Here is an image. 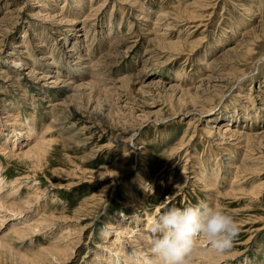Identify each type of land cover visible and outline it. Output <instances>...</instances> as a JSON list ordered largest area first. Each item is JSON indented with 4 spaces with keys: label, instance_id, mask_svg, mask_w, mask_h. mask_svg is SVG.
<instances>
[{
    "label": "rangeland",
    "instance_id": "obj_1",
    "mask_svg": "<svg viewBox=\"0 0 264 264\" xmlns=\"http://www.w3.org/2000/svg\"><path fill=\"white\" fill-rule=\"evenodd\" d=\"M180 39L188 41L177 45ZM0 41V173L8 206L0 212L7 216L0 236L22 251L62 242L68 250L56 264H96V252L115 254L105 245L121 221L133 230L138 219L148 222L145 211L154 218L166 207L210 203L239 224L228 260L214 264H264V134L242 143L219 134L228 123L243 132L264 130V0H0ZM15 53L28 61L25 68L10 63ZM42 71L60 82L37 78ZM8 73L22 83H11ZM65 79L86 84L72 92ZM155 82L167 90H155ZM186 87L192 89L182 95ZM12 109L20 122L31 121L35 140L25 129L18 133L27 122L17 127ZM216 116L221 121L209 132ZM41 140L48 146L41 163L11 156ZM238 163L251 165L249 173ZM199 173L217 174L211 191ZM98 189L105 195L100 208L85 219L72 216ZM12 190L17 194L5 196ZM27 217L49 219L36 234L10 238L14 223L29 225ZM74 229L82 233L79 244L60 240ZM201 237L200 245L211 248ZM115 246L126 253L128 244Z\"/></svg>",
    "mask_w": 264,
    "mask_h": 264
},
{
    "label": "bare ground",
    "instance_id": "obj_2",
    "mask_svg": "<svg viewBox=\"0 0 264 264\" xmlns=\"http://www.w3.org/2000/svg\"><path fill=\"white\" fill-rule=\"evenodd\" d=\"M44 1V0H43ZM94 5V4H93ZM92 9V8H91ZM13 13H16L17 15H16V18H18L19 17V14H20V12H13ZM45 18H50V17H53V16H51V15H45L44 16ZM59 18V17H58ZM13 18H11V20H12ZM53 19H55V18H53ZM18 20V19H17ZM16 20H13V22H15ZM15 23H17V21L15 22ZM201 23V22H200ZM81 28V27H80ZM80 30V29H79ZM10 31V30H9ZM8 31V32H9ZM86 31H87V29H86ZM193 32V31H192ZM91 33V32H90ZM127 34V33H126ZM81 35V34H80ZM162 36V35H161ZM160 36V37H161ZM87 37V36H86ZM160 39V38H159ZM186 40V39H185ZM185 40H176L175 41V43L177 44V45H179L181 42H183V41H185ZM66 41V40H65ZM188 41V40H187ZM187 41H185V42H187ZM1 42V41H0ZM0 45H1V43H0ZM65 45V44H64ZM182 45V44H181ZM18 46V45H17ZM40 46V45H39ZM88 51H89V49H87ZM74 53V52H73ZM90 53V52H89ZM103 53V52H102ZM76 54V53H75ZM79 54V53H78ZM175 54V53H174ZM84 55H85V53H84ZM153 55V54H152ZM151 55V56H152ZM68 56V55H67ZM87 56H88V54H87ZM152 57H154V55L152 56ZM55 58V57H54ZM75 58H76V55H75ZM78 58V57H77ZM90 58V57H89ZM82 59V58H81ZM80 59V60H81ZM99 59V58H98ZM97 59V60H98ZM50 60V59H49ZM101 60V59H100ZM9 61H10V63H12V64H14V66H17V65H19L20 67H26L29 63H28V61L27 60H25L24 58H22V57H16V53H15V55H12L11 56V58L9 59ZM38 60H36L35 62L36 63H38L37 62ZM71 61V60H70ZM34 62V63H35ZM52 62V61H51ZM67 63V62H66ZM73 63V62H72ZM84 63H85V61H84ZM96 63H98V61L96 62ZM79 64H81L80 62H79ZM99 64V63H98ZM102 64V63H101ZM65 65V64H64ZM83 65V64H82ZM81 65V66H82ZM91 65V64H90ZM97 64H95V66H96ZM93 66V65H92ZM37 67V66H36ZM78 67V66H77ZM51 68V67H50ZM73 68V67H72ZM71 68V69H72ZM77 69V71L79 70V67L78 68H76ZM90 69H92V68H90ZM15 70V72H17L18 71V69L16 70V69H14ZM35 68H34V66H33V68H31V70H30V73H31V76L32 75H35L36 73H35ZM52 70V69H51ZM143 70V69H142ZM75 71V70H74ZM141 72V71H140ZM45 73V71H42V72H40L39 74H37V78H39V79H52L51 80V82H53V83H55V84H57V83H59L60 81H59V79L61 78V76H60V78H55V76L54 77H50L49 76V74L48 75H46V74H44ZM75 73V72H74ZM58 75H59V73H58ZM61 75V74H60ZM70 75V74H69ZM18 76H19V74H18ZM17 76V77H18ZM22 76V75H21ZM140 76V75H139ZM238 76V75H237ZM6 77H8L10 80H11V83H19L20 84V82H21V78H20V80H18L17 79V77H15V75H11V73H8L7 75H6ZM14 77L16 78V79H14ZM33 77V76H32ZM210 77V76H209ZM77 78V77H76ZM157 79V78H156ZM27 80V79H26ZM67 79H65V81H64V84H66V89L67 90H69V91H76V90H78V89H80L81 87H83L86 83L84 82L83 84H82V82H81V84H79L78 86L77 85H73L71 82H67L66 81ZM204 80V79H203ZM63 81V80H62ZM61 81V82H62ZM159 81H161V80H159V78H158V81L157 82H159ZM163 81V80H162ZM65 82H67V83H65ZM73 82V81H72ZM22 83V82H21ZM24 83H26V82H24ZM30 83V82H29ZM18 84V85H19ZM170 84V83H169ZM168 84V85H169ZM15 85V84H14ZM17 85V84H16ZM160 84L159 83H154V85L152 86L155 90H161L162 88L161 87H163V90H167V86L166 87H164V86H159ZM163 85V84H162ZM165 85V84H164ZM44 86V85H43ZM176 86V85H175ZM19 87H23L22 85L21 86H19ZM28 87V86H27ZM197 87V86H196ZM170 88H176V87H174V86H172V87H170ZM184 88V87H183ZM192 88L191 87H189V88H187L186 87V89H182V95H185V94H187V93H190V90H191ZM198 89V88H197ZM210 90V89H209ZM23 91V90H22ZM26 91H27V88H26ZM174 91H175V89H174ZM24 92H25V88H24ZM24 94V93H23ZM242 93H240V95H241ZM74 95V94H73ZM72 95V96H73ZM26 96V95H25ZM248 96H250V95H248ZM71 96H69V97H67L66 99H69ZM249 99V98H248ZM252 100V99H251ZM261 101H264V97H261ZM198 102V101H197ZM8 104L7 105H9V102H7ZM54 104H56V103H54ZM189 104H191V102L189 101V100H187L186 102H185V104H182L184 107L185 106H187V105H189ZM33 105V104H32ZM195 105V104H194ZM254 105H256V104H254ZM18 106H19V104H18ZM17 106V107H18ZM133 106V105H132ZM191 106V105H190ZM244 106V105H243ZM246 106V105H245ZM250 106V105H249ZM264 106V105H263ZM55 107V106H54ZM59 107V106H58ZM248 107V106H247ZM188 109H190L189 107H187ZM187 108H185V109H187ZM237 108H238V110H237ZM246 108V107H245ZM249 108V107H248ZM22 109V108H21ZM51 109H52V107H51ZM12 110H14V109H12ZM11 110V111H12ZM54 110V109H53ZM184 110V109H183ZM191 110V109H190ZM227 110V109H226ZM54 111H56V110H54ZM230 111H232V110H230ZM236 111H240V107H236ZM247 111V110H246ZM256 111V110H255ZM47 112H49V111H47ZM75 112H77L78 113V111L77 110H75ZM185 112V111H184ZM221 113V112H220ZM230 113H232V112H230ZM54 114V113H53ZM184 114V113H183ZM236 114V113H235ZM238 114V113H237ZM10 115L13 117V118H15L17 121H16V125H17V127H18V125H22L23 123L22 122H20L19 120H20V118H19V116H20V111L19 110H14L12 113H10ZM10 115H8L9 117H10ZM51 115H52V113H51ZM233 115V114H232ZM252 115V114H251ZM60 116V115H59ZM227 116V115H226ZM250 117V116H249ZM53 118H54V116H53ZM103 118V117H102ZM231 118H232V116H231ZM233 118H235V116H233ZM60 119V118H59ZM58 119V120H59ZM104 119V118H103ZM224 118H222V120H223ZM257 119V118H256ZM255 119V120H256ZM107 120V119H106ZM233 120V119H232ZM30 120H28V122H27V120L25 121V123H26V126L24 127V128H20L21 130H18V129H16V130H18V133L20 132V131H22V129H25V131H22V132H26L27 133V136H28V139H31V140H35V138L37 137V132H36V129L31 125V121L29 122ZM54 121V120H53ZM51 122L50 124H51V126L50 125H48V128H51L52 126H54L55 124H56V122L54 121V122ZM210 122H211V124L213 125V126H211V125H207V126H211V128H208V131L209 132H212L213 131V129H212V127H215V126H217L218 124H217V122L218 121H221V120H219V117L218 116H216L215 118H212L211 120H209ZM98 122V121H97ZM24 123V124H25ZM110 123V122H109ZM193 124V123H192ZM215 125V126H214ZM233 125V126H232ZM235 125L234 124H231V123H228L226 126H220L219 127V134H220V136H222L223 137V139H226V138H232V140H234V141H237V142H239L240 141V143H242V139L243 138H253V137H255V136H261L262 134H264L263 132H264V130H261V131H259V132H257V133H251V132H243V131H241V130H238L237 128H235L234 127ZM218 127V126H217ZM102 128V127H101ZM104 129V128H103ZM255 129V128H254ZM247 130V129H246ZM254 132V131H253ZM217 135V134H216ZM194 137V134L191 136V139ZM190 141V140H189ZM188 141V142H189ZM124 143V142H123ZM239 143V144H240ZM185 143L184 142H182L179 146H177V147H175V148H173V154H176V153H179V152H181V150L184 148V145ZM186 146H188V145H186ZM47 147L48 146H46V141L45 140H41V141H36V143L35 144H33V146L31 145L29 148H28V150L27 151H25V152H22L23 154L22 155H19V154H15L14 152H11V156L14 158L15 156H23V157H28L29 159H31V160H34L35 162H37V163H41L45 158H46V154H47V152H48V149H47ZM3 150H5L4 148L2 149V151ZM184 151V150H183ZM6 152V151H5ZM132 153H134V149H132V150H130L129 152H127V154L129 155V154H132ZM228 157V156H227ZM247 157H249L248 155H247ZM259 157V155L258 156H256L255 158L253 157H249V160L250 161H253V162H256V160H258V161H261V159L260 158H258ZM213 159H214V156L212 157ZM226 158V157H225ZM231 158V157H230ZM243 158H245V157H243ZM210 160H211V158H210ZM232 160V159H231ZM248 160V159H247ZM219 161V160H218ZM224 162V161H223ZM232 162V161H231ZM118 164V163H117ZM215 164H216V162H215ZM226 164V163H225ZM231 164V163H230ZM238 164H240V163H238ZM259 164V163H258ZM217 165V164H216ZM220 165V164H219ZM241 165V164H240ZM240 165H238V166H240ZM246 163H243L241 166H240V169L242 170V173H249V170H250V168H251V165H250V167L249 168H247L246 167ZM131 166H132V164L130 165V167H129V169H131ZM179 166V165H178ZM203 167V166H202ZM205 167V166H204ZM230 167V166H229ZM235 167V166H234ZM206 168H208V167H206ZM214 168V167H213ZM224 168V167H223ZM192 169V168H191ZM221 169V168H220ZM220 169H219V171H220ZM237 170H238V167L236 168ZM202 170H203V168H202ZM205 170V169H204ZM203 170V171H204ZM212 170V169H211ZM223 170V169H222ZM206 171V170H205ZM209 171V170H208ZM215 171V170H214ZM1 172V171H0ZM118 172V171H117ZM124 171H122L121 173H123ZM216 172V171H215ZM214 172V173H215ZM235 172H236V170H235ZM119 173V172H118ZM142 173V172H141ZM202 173V172H201ZM201 173H199V174H201ZM213 173V172H212ZM241 173V174H242ZM144 173H142V176H138V184L139 185H142L143 184V178H144V175H143ZM210 174H211V171H210ZM231 174V173H230ZM236 174V173H235ZM234 174V175H235ZM216 175L217 174H215V175H208V173H207V175H202L201 174V178L200 179H204L203 181L205 182V184H206V186L207 187H210L211 189H210V191L213 189V185H216V181H217V179H216V181H215V177H216ZM224 175V174H223ZM239 175V174H238ZM240 176V175H239ZM242 176H244V174L242 175ZM199 177V176H198ZM218 177V176H217ZM220 177V176H219ZM223 177V176H222ZM227 177V176H226ZM236 177V176H235ZM234 177V178H235ZM78 178H82V177H78ZM181 178V177H180ZM183 178V180L182 181H184V177H182ZM244 178V177H243ZM219 180V179H218ZM236 180H238V179H236ZM3 181H4V178L1 176V173H0V193H1V191H3V190H5L4 189V185H3ZM240 181V180H239ZM7 182V181H6ZM233 182H235V181H233ZM238 182V181H237ZM5 183V182H4ZM9 183V182H8ZM239 183V182H238ZM242 183V182H241ZM74 184H76L77 185V182L76 183H74ZM221 184V183H220ZM237 184V183H236ZM238 185V184H237ZM239 186H240V184H239ZM215 188H216V186H215ZM217 188H219V187H217ZM16 189V188H15ZM35 189V188H34ZM257 188L255 187V189H253L254 190V192L256 193L257 192V190H256ZM17 190V189H16ZM36 190V189H35ZM37 190L39 191V189L37 188ZM139 190V189H138ZM218 190V189H217ZM18 191V190H17ZM17 191H14V190H12L11 191V194L10 193H8V194H6L5 196H7L8 198H12L15 194H17ZM41 191V190H40ZM215 192H216V189H215ZM134 193V192H133ZM213 193V192H212ZM3 194L1 193L0 194V212H1V210L3 209V208H7L8 206L6 205V203L4 202L5 200H4V197L2 196ZM33 196L35 197V199H31V200H36V199H38L39 198V194L35 191L34 193H33ZM104 194H103V192H102V190H96L93 194H91V195H85L83 198H82V200H83V204H81V208L78 210V209H76V211H75V213H78V214H75V215H72V216H76L77 218H79L81 215H83L82 217H83V219H85V218H88L89 216H90V214L91 213H94L95 211H97L96 209H94L96 206L97 207H99L100 208V205H101V203L103 202V200H104ZM31 197V196H30ZM138 197V194H135L134 196H133V204H134V206H136V207H139V204L141 203V199L139 200V199H134V198H137ZM28 199V198H27ZM215 200V199H214ZM25 202L27 203H29L30 202V199H28V200H25ZM96 202H98V205H95L96 204ZM30 204V203H29ZM10 207V206H9ZM14 209H15V207H13ZM157 209H161V207H160V205H157ZM39 211V210H38ZM41 211V210H40ZM80 211H83L84 213H81ZM40 214V213H39ZM45 214V213H44ZM48 215H54V214H52V213H50V214H48ZM47 215V216H48ZM42 216V215H41ZM30 217H32V216H30ZM45 217V216H44ZM1 220H0V228H1V225L4 223V221L5 220H7V216L6 215H3L1 218H0ZM48 217H46V219H44V218H35V217H33L32 219H28V217H27V219L25 220L26 222L24 223V224H26L27 223V225H28V223H29V225L27 226V227H22V226H18L16 223H14V226H16V228L15 229H12V231H11V233L9 234V237L10 238H14V237H11V235L14 233L15 235H17L19 238H20V240L21 239H24L25 238V236H29V235H32V234H36L37 233V230L39 231V230H41V227H42V225H44V224H47V221H48ZM152 217L150 216V214L147 212V211H145V220H148V222L146 223H144L143 225H141V221H140V219H138V224L135 226V228H133V230H135V231H133V230H131L129 227H131L130 225L131 224H129V226H125L126 224L124 223V222H120V225L122 226V227H119V229H118V231H117V233H116V236H115V238L111 241V243L109 244V245H105V248H110L111 246V248H114L115 249V254H112L113 253V250L111 249V251L110 252H106V251H98V252H96V254H95V262H96V264H102V262L104 261H106L108 264H134V261L132 262V260L131 259H133V260H136L137 259V262H138V264H152V254L150 253V251H149V241H150V239L152 238V236H151V233H150V231H149V225H150V223H151V221H152ZM27 220H28V222H27ZM36 222V223H35ZM241 223V222H240ZM86 225H88L87 223L85 224V226ZM84 226V227H85ZM64 229V228H63ZM129 230V231H128ZM130 231H132L134 234H132ZM66 232V231H65ZM65 232H62V234H61V237H60V240H62V238H65V239H68V241L69 242H74V243H76V244H79L80 243V239H81V235H82V233H80L81 231H78V230H76V229H74V230H70L69 232H67V234L65 233ZM109 235V234H108ZM107 235V236H108ZM122 236H124V237H126V239L127 238H131V240H126V241H124L123 239L124 238H122ZM16 237V236H15ZM121 238H122V240H121ZM58 239V238H57ZM59 240V239H58ZM57 240V241H58ZM32 241V240H31ZM63 241V240H62ZM134 241V242H133ZM204 240H202V237L201 236H199L198 238H196V240H195V251L193 252V256L191 257V259H190V261H189V264H214L215 263V261L219 258V260L220 259H222V260H228V252L226 253V255H222L221 253H216V252H214V251H212L211 250V248H208V249H206V248H204L202 245H200V244H202V242H203ZM55 242V241H54ZM60 242V241H59ZM64 242H65V240H64ZM67 242V241H66ZM69 242H67V244H69ZM123 242H126L125 244L123 243ZM32 243H34V242H31V244ZM56 243V242H55ZM118 243V245L119 246H117V247H120V246H126V244H128V246L127 247H125L126 248V253H124V252H120L119 251V249H116V246H115V244H117ZM49 244H51L50 246H44V247H42V246H39V247H37V248H34V249H32L31 251H22V250H19V249H17L18 247L17 246H14V244H13V242L12 241H9V240H6L5 239V237H3V236H0V261H6V260H8L9 262H10V264H56V262L54 261V258H55V260L56 259H59L60 261H63L64 259H65V252H66V250H68L67 248H66V246L64 247V244L61 242V243H58V244H54L53 242H50ZM70 246H71V244H70ZM211 247V246H210ZM69 248V247H68ZM71 248V247H70ZM134 248H135V250H134ZM135 252L137 253V254H135ZM225 254V253H224ZM52 255H53V257H52ZM105 262V263H106ZM104 263V264H105ZM228 263V261L226 262V263H224V264H227ZM231 264V263H230ZM248 264V263H247Z\"/></svg>",
    "mask_w": 264,
    "mask_h": 264
},
{
    "label": "clouds",
    "instance_id": "obj_3",
    "mask_svg": "<svg viewBox=\"0 0 264 264\" xmlns=\"http://www.w3.org/2000/svg\"><path fill=\"white\" fill-rule=\"evenodd\" d=\"M149 231L152 264H189L196 238L203 235L212 251L223 253L233 247L239 224L221 208L199 203L166 207L152 219Z\"/></svg>",
    "mask_w": 264,
    "mask_h": 264
}]
</instances>
